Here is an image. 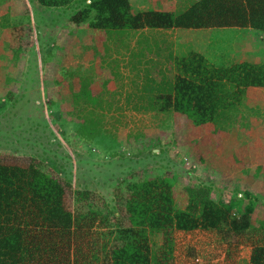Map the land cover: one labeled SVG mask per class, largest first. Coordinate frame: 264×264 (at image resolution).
Returning <instances> with one entry per match:
<instances>
[{"label":"rangeland","instance_id":"rangeland-1","mask_svg":"<svg viewBox=\"0 0 264 264\" xmlns=\"http://www.w3.org/2000/svg\"><path fill=\"white\" fill-rule=\"evenodd\" d=\"M156 1L171 8L173 0ZM137 4L133 0L132 8ZM183 5L177 3L176 11ZM74 8L0 0V151L43 160L73 189L99 195L112 210L114 187L132 172L165 173L180 201L186 187L206 186L214 201L235 214L263 202L264 154L248 157V165L226 175L194 163L182 144L172 142V110L148 107L145 96L154 89L145 84L152 71L157 76L154 68L174 73L172 57L189 50L216 65L264 62V30L224 26L97 33L71 21ZM83 77L100 83L101 106L69 100ZM261 90L241 106L244 124L233 126L242 139L264 131ZM101 231L108 244L111 234ZM172 236L173 264H249L251 243L264 240V230H245L229 242L213 229L174 230Z\"/></svg>","mask_w":264,"mask_h":264},{"label":"trees","instance_id":"trees-1","mask_svg":"<svg viewBox=\"0 0 264 264\" xmlns=\"http://www.w3.org/2000/svg\"><path fill=\"white\" fill-rule=\"evenodd\" d=\"M36 1L72 4L71 21L97 33L143 27L264 30V0H173L171 8L135 11L129 0ZM182 1L186 5L176 11ZM171 62L174 73L151 72L145 85L154 92L145 99L152 109L172 110V142L182 144L194 163L221 175L264 154L263 130L244 139L233 130L245 122L241 106L264 89V62L216 65L194 50ZM101 90L99 82L83 77L69 100L101 106ZM113 194L114 210L99 195L73 189L43 160L0 151V264H173L174 230L213 229L227 242L245 230H264V201L235 214L214 201L206 186L186 187L180 201L165 173L132 172ZM102 228L111 234L108 244L101 240ZM248 263L264 264V240L251 243Z\"/></svg>","mask_w":264,"mask_h":264},{"label":"crops","instance_id":"crops-1","mask_svg":"<svg viewBox=\"0 0 264 264\" xmlns=\"http://www.w3.org/2000/svg\"><path fill=\"white\" fill-rule=\"evenodd\" d=\"M139 2H143V3L145 2V4H141ZM129 4H130V8L133 9L134 11L140 10V9H145V8L152 6V5H154L155 7H157L159 5L165 7V5H164L165 3L158 4V1H156V0H138V4L135 8H132L133 0H129ZM142 29H155V28L143 27V28L137 29V32H140ZM134 31H136V30H134Z\"/></svg>","mask_w":264,"mask_h":264}]
</instances>
